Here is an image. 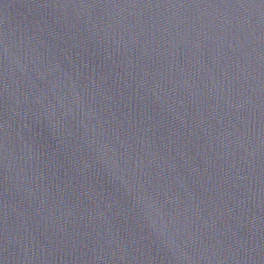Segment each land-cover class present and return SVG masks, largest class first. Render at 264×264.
<instances>
[{
    "label": "water",
    "instance_id": "1",
    "mask_svg": "<svg viewBox=\"0 0 264 264\" xmlns=\"http://www.w3.org/2000/svg\"><path fill=\"white\" fill-rule=\"evenodd\" d=\"M0 264H264V0H0Z\"/></svg>",
    "mask_w": 264,
    "mask_h": 264
}]
</instances>
